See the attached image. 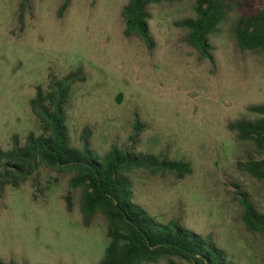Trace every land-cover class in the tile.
<instances>
[{
  "label": "rangeland",
  "instance_id": "374dc122",
  "mask_svg": "<svg viewBox=\"0 0 264 264\" xmlns=\"http://www.w3.org/2000/svg\"><path fill=\"white\" fill-rule=\"evenodd\" d=\"M21 1L0 0V149H11L15 136L23 146L30 133H41L30 107L37 87L47 90L80 70L83 80L72 85L66 105L70 146L82 149L87 128L97 156L115 147L188 163L192 172L184 179L144 169L125 175L133 202L159 223L176 220L211 237L235 264H264V237L246 229L237 195L247 193L264 213V181L238 165L263 153L228 129L256 120L249 107L264 105V55L240 50L234 35L238 20L264 8V0H227L230 11L209 36L213 61L202 59L187 43L188 31L176 25L195 18L197 0L148 6L152 50L125 35L128 0H70L62 14L63 0H31L20 25ZM72 177L41 166L19 188H4L0 262L99 264L106 221L98 214L83 226Z\"/></svg>",
  "mask_w": 264,
  "mask_h": 264
},
{
  "label": "trees",
  "instance_id": "16d2710c",
  "mask_svg": "<svg viewBox=\"0 0 264 264\" xmlns=\"http://www.w3.org/2000/svg\"><path fill=\"white\" fill-rule=\"evenodd\" d=\"M31 0L19 4L18 21L23 25L25 12ZM176 0H128L123 10L125 35H136L149 50L155 47L150 35L147 8L150 4L173 3ZM70 5L63 0L62 14ZM239 7L242 6L238 3ZM230 11L227 0H197L195 18L177 22L188 31L187 43L202 59L213 61L209 36L216 33ZM235 40L242 51L264 55V8L255 14L241 17L235 27ZM81 73H70L61 80L51 81L48 89L37 87L30 100L33 115L39 122L41 133H30L23 146L17 136L9 150L0 149V195L6 186L19 188L39 167L73 174L72 190H80L82 224L89 227L96 215L107 225V248L99 264H155L162 259L177 264L179 258L188 264H235L226 253L213 243L211 237H202L183 228L178 221L162 224L133 202L131 182L125 175L144 169L152 175L171 173L178 179L191 174L184 161H169L166 157L143 155L113 147L104 156L93 154L89 143V129L81 135L82 149L70 146L66 127V105L72 85L82 81ZM259 116L254 121H238L228 125L239 141L252 142L263 153L260 160H251L239 167L251 177L264 181V105L248 109ZM140 126H136L138 132ZM133 138V137H132ZM242 206V220L246 229L264 237V213L259 212L247 193H237ZM66 210H72V197H65ZM0 264H4L0 262ZM14 264V263H10Z\"/></svg>",
  "mask_w": 264,
  "mask_h": 264
}]
</instances>
